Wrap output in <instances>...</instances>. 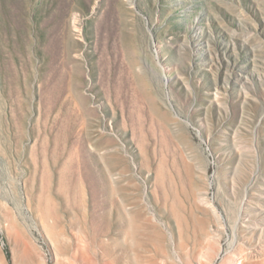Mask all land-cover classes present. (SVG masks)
<instances>
[{"label":"rangeland","instance_id":"1","mask_svg":"<svg viewBox=\"0 0 264 264\" xmlns=\"http://www.w3.org/2000/svg\"><path fill=\"white\" fill-rule=\"evenodd\" d=\"M216 251L264 264V0H0V264Z\"/></svg>","mask_w":264,"mask_h":264},{"label":"bare ground","instance_id":"2","mask_svg":"<svg viewBox=\"0 0 264 264\" xmlns=\"http://www.w3.org/2000/svg\"><path fill=\"white\" fill-rule=\"evenodd\" d=\"M234 234H235V232H234ZM237 249V248H236ZM238 252H239V254H240V256H244L245 255V249H244V247L243 246H239L238 247V250H237ZM207 252V251H206ZM205 252V253H206ZM247 253V252H246ZM219 254V251H216V253L214 254V256H212L211 257V259L210 260H208V264H212V262L214 261V259L217 257V255ZM202 257V256H201ZM245 257V256H244ZM204 259V258H203ZM209 259V258H208ZM180 260V259H179ZM236 261V260H235ZM234 262V261H233ZM203 263V262H202ZM236 263H237V261H236ZM184 264V263H183ZM205 264V263H204ZM207 264V263H206Z\"/></svg>","mask_w":264,"mask_h":264}]
</instances>
